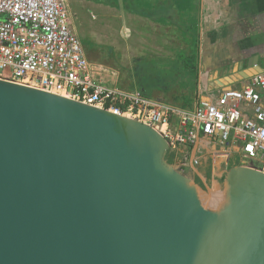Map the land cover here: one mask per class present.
I'll use <instances>...</instances> for the list:
<instances>
[{"label": "water", "instance_id": "1", "mask_svg": "<svg viewBox=\"0 0 264 264\" xmlns=\"http://www.w3.org/2000/svg\"><path fill=\"white\" fill-rule=\"evenodd\" d=\"M170 149L154 125L0 76V264H264V170L227 156L205 190Z\"/></svg>", "mask_w": 264, "mask_h": 264}, {"label": "built area", "instance_id": "2", "mask_svg": "<svg viewBox=\"0 0 264 264\" xmlns=\"http://www.w3.org/2000/svg\"><path fill=\"white\" fill-rule=\"evenodd\" d=\"M106 72L89 60L68 0H0V76L154 125L191 156L195 173L203 150L238 154L264 170V67L216 98L199 83L193 109L120 87Z\"/></svg>", "mask_w": 264, "mask_h": 264}, {"label": "crops", "instance_id": "3", "mask_svg": "<svg viewBox=\"0 0 264 264\" xmlns=\"http://www.w3.org/2000/svg\"><path fill=\"white\" fill-rule=\"evenodd\" d=\"M150 1L163 4L156 9L157 14L165 13L163 18L156 20L122 7L148 35L144 47L150 59L179 58L198 67L197 86H189L182 78L168 90L155 87L156 98L193 109L199 83L208 97L216 98L225 89L243 87L249 76L264 67V0ZM204 154V160L210 158L213 167L216 155L213 157L210 150ZM221 155L227 158L224 152Z\"/></svg>", "mask_w": 264, "mask_h": 264}, {"label": "rangeland", "instance_id": "4", "mask_svg": "<svg viewBox=\"0 0 264 264\" xmlns=\"http://www.w3.org/2000/svg\"><path fill=\"white\" fill-rule=\"evenodd\" d=\"M68 5L73 26L85 45L89 60L103 70L107 69L106 73H111L120 87L138 89V75L134 69L138 64L137 60L139 57L150 59L148 55L150 53L144 47L148 42V35L143 34V27L137 28L138 21L135 22L127 13L124 14L122 7L103 6L88 0H68ZM151 97L156 98L153 94ZM190 157V155L179 157L172 165L176 172L188 173L187 184L199 187L195 182L196 173L189 167ZM206 160L202 159L196 171L202 177L200 167ZM202 179L205 180V177ZM212 185L213 180L211 184H207L208 187Z\"/></svg>", "mask_w": 264, "mask_h": 264}, {"label": "trees", "instance_id": "5", "mask_svg": "<svg viewBox=\"0 0 264 264\" xmlns=\"http://www.w3.org/2000/svg\"><path fill=\"white\" fill-rule=\"evenodd\" d=\"M96 3H102L113 7H124L130 13L141 14L159 20L165 16V13H156V9L163 4L150 0H92ZM155 5V6H154ZM135 66L136 74L138 75L137 87L146 96L151 97L155 87L168 90L176 85L182 78L187 80L189 86H197L198 67L196 65L184 64L181 59L176 60L161 59L156 61L153 59L138 58ZM183 75H185L184 78ZM177 149H170L167 152V159L171 164H175L179 157H182ZM237 155L233 156L229 162L231 164L237 159ZM200 172L205 177L203 180L199 173L195 174V182L206 190L207 184L212 183V166L211 159L208 158ZM222 181V178L219 179Z\"/></svg>", "mask_w": 264, "mask_h": 264}, {"label": "bare ground", "instance_id": "6", "mask_svg": "<svg viewBox=\"0 0 264 264\" xmlns=\"http://www.w3.org/2000/svg\"><path fill=\"white\" fill-rule=\"evenodd\" d=\"M3 76L8 78L7 75H3ZM24 83H28V82H24ZM56 93H59V92H56ZM221 154L222 153H220V152L216 154L215 163H214L215 172H220L224 167V162H225L226 156L221 155Z\"/></svg>", "mask_w": 264, "mask_h": 264}, {"label": "flooded vegetation", "instance_id": "7", "mask_svg": "<svg viewBox=\"0 0 264 264\" xmlns=\"http://www.w3.org/2000/svg\"><path fill=\"white\" fill-rule=\"evenodd\" d=\"M238 155V154H237ZM233 157V156H232ZM231 157V158H232ZM191 158V157H190ZM190 169L192 168V165L190 164ZM201 167H203L202 165H201ZM214 167V166H213ZM213 167L211 168V170H212V175L214 174L215 175V177L216 178H220V173H223V171H224V169L227 167V162H224V167H223V169L220 171V172H215V170L213 169ZM192 170V169H191ZM193 172V171H192Z\"/></svg>", "mask_w": 264, "mask_h": 264}]
</instances>
